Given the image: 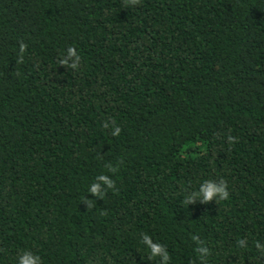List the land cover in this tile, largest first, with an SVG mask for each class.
<instances>
[{
  "label": "trees",
  "instance_id": "obj_1",
  "mask_svg": "<svg viewBox=\"0 0 264 264\" xmlns=\"http://www.w3.org/2000/svg\"><path fill=\"white\" fill-rule=\"evenodd\" d=\"M143 234L264 264V0H0V264H160Z\"/></svg>",
  "mask_w": 264,
  "mask_h": 264
},
{
  "label": "clouds",
  "instance_id": "obj_2",
  "mask_svg": "<svg viewBox=\"0 0 264 264\" xmlns=\"http://www.w3.org/2000/svg\"><path fill=\"white\" fill-rule=\"evenodd\" d=\"M126 6L133 7L138 3V0H125ZM80 56L77 53L76 49L69 47L66 51V54L61 59L60 63L62 65L67 64L72 69H77L80 64ZM115 125V121L112 122ZM105 128L109 127L107 123L104 125ZM120 133L119 127H114L112 135L117 136ZM231 139V138H230ZM111 172H115V168L109 169ZM101 185H104V191H101ZM115 187L114 181L109 178L107 175H99L96 177V180L90 184L88 187V193L95 197H101L105 194L108 189H113ZM229 198V193L227 190V185L223 180L214 181L206 180L198 189L194 192H191L186 197V202L188 204L193 203L195 200H200L202 203H207L213 199L215 200H227ZM193 239H196L195 237ZM240 247L246 245L247 241L241 239L239 242ZM142 244L145 248L148 249L149 258L155 259L159 258L160 264H169L170 254L167 248L161 244L154 242L152 237L148 234L142 235ZM196 253L198 254L199 259L204 260L208 255V249L205 248L202 244L198 245L196 248ZM17 264H41V258L39 255L33 253L30 250H24L17 256Z\"/></svg>",
  "mask_w": 264,
  "mask_h": 264
}]
</instances>
